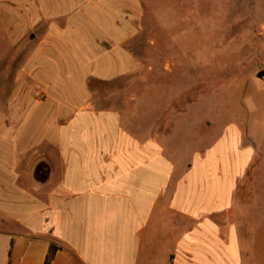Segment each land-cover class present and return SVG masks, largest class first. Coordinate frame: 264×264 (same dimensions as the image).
<instances>
[{
  "label": "crops",
  "instance_id": "crops-1",
  "mask_svg": "<svg viewBox=\"0 0 264 264\" xmlns=\"http://www.w3.org/2000/svg\"><path fill=\"white\" fill-rule=\"evenodd\" d=\"M143 16L141 0H0V79L15 78L0 86V264H48L52 244L49 264H264L263 184L242 219L244 182L264 183L256 147L229 129L181 170L143 113L91 86L141 72Z\"/></svg>",
  "mask_w": 264,
  "mask_h": 264
},
{
  "label": "rangeland",
  "instance_id": "rangeland-1",
  "mask_svg": "<svg viewBox=\"0 0 264 264\" xmlns=\"http://www.w3.org/2000/svg\"><path fill=\"white\" fill-rule=\"evenodd\" d=\"M141 1L142 30L129 43L141 72L113 84L93 82L95 93L114 91V106L143 113L145 129L181 170L229 129L239 145L256 147L252 165H264V80L258 78L264 69V0ZM10 51L13 59L6 64L14 72V56L25 57L30 46ZM14 82L13 76L0 79V86L9 92ZM249 182L241 191L244 221L257 183L264 186ZM263 261L264 255L258 258Z\"/></svg>",
  "mask_w": 264,
  "mask_h": 264
},
{
  "label": "trees",
  "instance_id": "trees-1",
  "mask_svg": "<svg viewBox=\"0 0 264 264\" xmlns=\"http://www.w3.org/2000/svg\"><path fill=\"white\" fill-rule=\"evenodd\" d=\"M56 252V246L52 244L51 249H50V253L47 257L46 263H50L55 255Z\"/></svg>",
  "mask_w": 264,
  "mask_h": 264
},
{
  "label": "water",
  "instance_id": "water-1",
  "mask_svg": "<svg viewBox=\"0 0 264 264\" xmlns=\"http://www.w3.org/2000/svg\"><path fill=\"white\" fill-rule=\"evenodd\" d=\"M258 78H261V79L264 78V71L259 72Z\"/></svg>",
  "mask_w": 264,
  "mask_h": 264
}]
</instances>
